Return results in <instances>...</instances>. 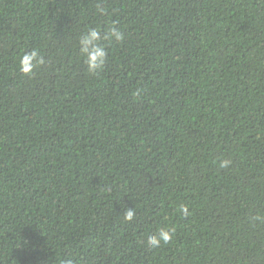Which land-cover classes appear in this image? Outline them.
Masks as SVG:
<instances>
[{"label": "trees", "instance_id": "16d2710c", "mask_svg": "<svg viewBox=\"0 0 264 264\" xmlns=\"http://www.w3.org/2000/svg\"><path fill=\"white\" fill-rule=\"evenodd\" d=\"M70 258L264 264V0H0V264Z\"/></svg>", "mask_w": 264, "mask_h": 264}, {"label": "clouds", "instance_id": "9594fccd", "mask_svg": "<svg viewBox=\"0 0 264 264\" xmlns=\"http://www.w3.org/2000/svg\"><path fill=\"white\" fill-rule=\"evenodd\" d=\"M103 12V9H101ZM112 40L123 42L124 34L117 28L115 24L102 29L100 27H88L84 29L82 35L78 39L77 48L80 53V58L86 67L89 75H96L102 71L109 50L105 47V42L111 43ZM44 63L43 57L39 55L36 50L30 52H23L18 58V70L24 75H30L34 71V65H42ZM230 164L229 160L220 161L221 168H227ZM178 213L188 215L187 206L180 204L177 209ZM133 217L131 211L126 212L125 221H130ZM172 232L165 226L161 227L148 236L145 241V246L148 248H158L168 243L171 240ZM66 264H74V258H70Z\"/></svg>", "mask_w": 264, "mask_h": 264}]
</instances>
